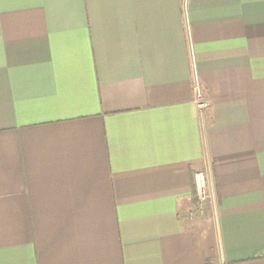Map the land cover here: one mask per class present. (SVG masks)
Segmentation results:
<instances>
[{"label": "crops", "instance_id": "crops-1", "mask_svg": "<svg viewBox=\"0 0 264 264\" xmlns=\"http://www.w3.org/2000/svg\"><path fill=\"white\" fill-rule=\"evenodd\" d=\"M0 264H264V0H0Z\"/></svg>", "mask_w": 264, "mask_h": 264}, {"label": "built area", "instance_id": "built-area-1", "mask_svg": "<svg viewBox=\"0 0 264 264\" xmlns=\"http://www.w3.org/2000/svg\"><path fill=\"white\" fill-rule=\"evenodd\" d=\"M194 90L197 94V98L198 101H200L202 99V93H201V87L199 85V82L196 81L194 83ZM198 105L201 107V108H204L208 105V102L204 101L203 99L198 103ZM196 179V189H197V193H198V197L201 201H206L207 199L210 198V195L208 194V186H207V183H206V180H205V177H204V174L203 173H198L195 177Z\"/></svg>", "mask_w": 264, "mask_h": 264}, {"label": "rangeland", "instance_id": "rangeland-1", "mask_svg": "<svg viewBox=\"0 0 264 264\" xmlns=\"http://www.w3.org/2000/svg\"><path fill=\"white\" fill-rule=\"evenodd\" d=\"M208 194L211 196V192L210 191H208Z\"/></svg>", "mask_w": 264, "mask_h": 264}]
</instances>
